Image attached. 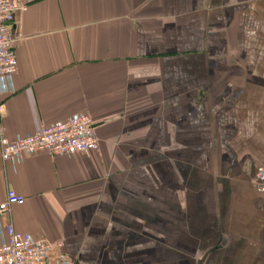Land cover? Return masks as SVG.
<instances>
[{"label": "crops", "instance_id": "crops-1", "mask_svg": "<svg viewBox=\"0 0 264 264\" xmlns=\"http://www.w3.org/2000/svg\"><path fill=\"white\" fill-rule=\"evenodd\" d=\"M19 1L4 136L88 115L99 152L0 154V226L74 264H264V0Z\"/></svg>", "mask_w": 264, "mask_h": 264}, {"label": "built area", "instance_id": "built-area-1", "mask_svg": "<svg viewBox=\"0 0 264 264\" xmlns=\"http://www.w3.org/2000/svg\"><path fill=\"white\" fill-rule=\"evenodd\" d=\"M26 6L19 0H0V154L5 165H17L24 155L46 152L53 157L99 152L94 123L88 115H75L67 120L44 126L38 132L9 140L4 136L1 117L4 97L13 94L12 78L17 71V58L11 27L16 13ZM255 186L264 193V167L254 175ZM22 196L8 190L6 201L0 205V216L12 205L22 204ZM0 264H74L62 251V243L35 239L14 230L12 224L0 226Z\"/></svg>", "mask_w": 264, "mask_h": 264}]
</instances>
